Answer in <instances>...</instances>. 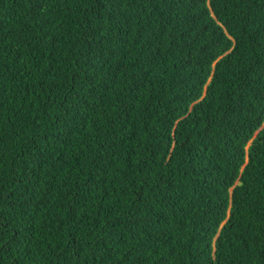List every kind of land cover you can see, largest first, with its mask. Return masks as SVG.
<instances>
[{
  "label": "trees",
  "instance_id": "1",
  "mask_svg": "<svg viewBox=\"0 0 264 264\" xmlns=\"http://www.w3.org/2000/svg\"><path fill=\"white\" fill-rule=\"evenodd\" d=\"M0 264H264V0H0Z\"/></svg>",
  "mask_w": 264,
  "mask_h": 264
}]
</instances>
